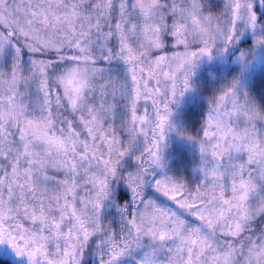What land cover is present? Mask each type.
Masks as SVG:
<instances>
[{
	"label": "snow or ice",
	"instance_id": "snow-or-ice-1",
	"mask_svg": "<svg viewBox=\"0 0 264 264\" xmlns=\"http://www.w3.org/2000/svg\"><path fill=\"white\" fill-rule=\"evenodd\" d=\"M258 69L264 0H0V262L264 264Z\"/></svg>",
	"mask_w": 264,
	"mask_h": 264
},
{
	"label": "rangeland",
	"instance_id": "rangeland-1",
	"mask_svg": "<svg viewBox=\"0 0 264 264\" xmlns=\"http://www.w3.org/2000/svg\"><path fill=\"white\" fill-rule=\"evenodd\" d=\"M225 67H231V65H225ZM251 79L255 80L256 82H264V70H260V69L256 70L252 74Z\"/></svg>",
	"mask_w": 264,
	"mask_h": 264
},
{
	"label": "trees",
	"instance_id": "trees-1",
	"mask_svg": "<svg viewBox=\"0 0 264 264\" xmlns=\"http://www.w3.org/2000/svg\"><path fill=\"white\" fill-rule=\"evenodd\" d=\"M0 264H2V262H0Z\"/></svg>",
	"mask_w": 264,
	"mask_h": 264
}]
</instances>
